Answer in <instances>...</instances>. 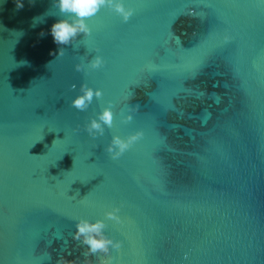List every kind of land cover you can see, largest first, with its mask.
I'll use <instances>...</instances> for the list:
<instances>
[{"label": "water", "instance_id": "obj_1", "mask_svg": "<svg viewBox=\"0 0 264 264\" xmlns=\"http://www.w3.org/2000/svg\"><path fill=\"white\" fill-rule=\"evenodd\" d=\"M123 2L127 23L104 8L91 37L58 46L53 0H0V264H85L81 219L123 242L113 264H264V0ZM96 55L103 68L75 70ZM83 84L104 96L80 112Z\"/></svg>", "mask_w": 264, "mask_h": 264}, {"label": "clouds", "instance_id": "obj_2", "mask_svg": "<svg viewBox=\"0 0 264 264\" xmlns=\"http://www.w3.org/2000/svg\"><path fill=\"white\" fill-rule=\"evenodd\" d=\"M29 2L33 5L35 4V0H29ZM15 3L17 11L24 8L23 0H15ZM53 7L58 10L61 17H64L51 27V36L54 39V43L58 46L73 45L81 34L85 39L91 37L92 29L87 21L96 17L104 8L113 11L122 18L124 23H127L135 14V9L126 7L123 0H53ZM225 39L227 40L228 37H225ZM94 51L99 53L100 49L96 48ZM65 53V48L60 47L58 55L53 54L56 55V58H60ZM104 66V58L101 55H96L87 66L84 63L76 64L75 70L88 74L91 71L100 70ZM72 88L75 90L76 85H73ZM79 90L82 94L72 101L71 106L80 112L87 111L94 99L100 100L104 96L102 90H94L87 84L81 85ZM114 107L115 105L109 102L108 106L102 110L97 118L91 119L90 123L86 124L85 131L89 136L95 139L97 136H103L105 134V128H113L115 120ZM138 110L139 105L136 106L135 111ZM128 111L132 113L134 110L129 108ZM121 115L123 116V111H121ZM132 120L133 115L130 114L124 118L123 123H130ZM142 137L143 132L130 135L127 139L114 136L110 145L106 148V152L111 156V159L119 160ZM119 212L120 208H115L107 212L106 219L114 221L117 224L123 223L121 217L118 215ZM107 227L108 225L104 220H97L93 223L81 219L76 224V231L72 239L86 248L82 252V256L85 257V264H92V260L89 257H99L101 254L107 257V259L101 260L100 264H113L114 257L111 254L113 251L118 252L123 247V242L109 238L105 234ZM48 255L51 258L50 254ZM69 255L71 254L69 253ZM56 264H75V261L61 257L57 260Z\"/></svg>", "mask_w": 264, "mask_h": 264}]
</instances>
